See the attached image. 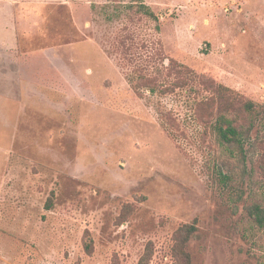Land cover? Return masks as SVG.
Instances as JSON below:
<instances>
[{"label":"rangeland","instance_id":"obj_1","mask_svg":"<svg viewBox=\"0 0 264 264\" xmlns=\"http://www.w3.org/2000/svg\"><path fill=\"white\" fill-rule=\"evenodd\" d=\"M18 1L0 0V264H179L186 225L192 264L263 263L264 0ZM202 75L258 106L246 160L195 121Z\"/></svg>","mask_w":264,"mask_h":264},{"label":"trees","instance_id":"obj_2","mask_svg":"<svg viewBox=\"0 0 264 264\" xmlns=\"http://www.w3.org/2000/svg\"><path fill=\"white\" fill-rule=\"evenodd\" d=\"M144 13L150 17H157L154 12L146 5L141 4ZM177 70L178 77L184 76L175 82V88L182 89L186 87V76L190 77L191 70H185L179 66L174 65ZM199 85L209 93L208 97L202 100H196L192 106L193 116L195 121L203 126L206 130L210 129L215 133V138L218 144L231 155L236 157L241 154L246 160L245 144L250 140L252 132L255 130L260 111L258 106L241 98H237L231 90L223 84H218L213 78L202 75L198 77ZM142 86L151 93H156L158 86L151 78L143 79ZM173 92V90H162V93ZM225 179H229L226 177ZM225 181V180H223ZM251 218L259 226L264 228V211L259 207H253L250 211ZM196 232V227L186 225L181 229L180 236L177 239L176 257L179 264H192L191 256L188 252V244ZM87 246V250L89 251ZM142 261H145L143 258ZM261 264H264L261 263Z\"/></svg>","mask_w":264,"mask_h":264},{"label":"crops","instance_id":"obj_3","mask_svg":"<svg viewBox=\"0 0 264 264\" xmlns=\"http://www.w3.org/2000/svg\"><path fill=\"white\" fill-rule=\"evenodd\" d=\"M13 1H17L18 3L19 2H22V1H18V0H13ZM70 1H73V0H64L63 2V4L62 5H71V4H69L70 3ZM76 2H78V1H80V2H78V3H82L83 5H86V4H88L89 3V1L88 0H86V1H83V0H75ZM26 2V1H25ZM14 4V3H13ZM22 5V4H21ZM24 6L26 7V8H23V7H21V9L22 10H25L26 9V11L27 10H34V4H32V2H27L26 4H24ZM11 14H16V12H15V7H14V5H12L11 6Z\"/></svg>","mask_w":264,"mask_h":264}]
</instances>
